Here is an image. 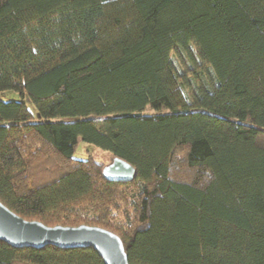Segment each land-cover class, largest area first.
Masks as SVG:
<instances>
[{
    "label": "trees",
    "instance_id": "1",
    "mask_svg": "<svg viewBox=\"0 0 264 264\" xmlns=\"http://www.w3.org/2000/svg\"><path fill=\"white\" fill-rule=\"evenodd\" d=\"M3 90L0 202L20 217L106 228L128 264H264V0H0ZM0 264L104 263L0 240Z\"/></svg>",
    "mask_w": 264,
    "mask_h": 264
},
{
    "label": "water",
    "instance_id": "2",
    "mask_svg": "<svg viewBox=\"0 0 264 264\" xmlns=\"http://www.w3.org/2000/svg\"><path fill=\"white\" fill-rule=\"evenodd\" d=\"M103 174L114 182H127L134 177L131 164L113 158L103 167ZM0 240L21 248L53 245L62 249L92 247L104 264H128L127 254L119 236L99 226H47L37 220H26L0 202Z\"/></svg>",
    "mask_w": 264,
    "mask_h": 264
},
{
    "label": "rangeland",
    "instance_id": "3",
    "mask_svg": "<svg viewBox=\"0 0 264 264\" xmlns=\"http://www.w3.org/2000/svg\"><path fill=\"white\" fill-rule=\"evenodd\" d=\"M0 99L3 100H8V99H20V95L15 92V91H11V90H3L0 91ZM26 102L29 104L30 108L33 109L32 105L30 104L28 98H25ZM164 109L155 111L153 109H151L150 107H146L145 110L143 111L144 114H156V113H160L163 112ZM88 153H93V155L95 156L96 160L103 163L104 165H107L109 163H111L112 158L109 155V153L93 144H89L86 143L84 141H82L81 139H79L77 147L75 149L74 152V156L77 158H83L85 157ZM45 172H37L36 176H42L45 175Z\"/></svg>",
    "mask_w": 264,
    "mask_h": 264
}]
</instances>
